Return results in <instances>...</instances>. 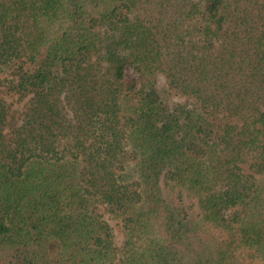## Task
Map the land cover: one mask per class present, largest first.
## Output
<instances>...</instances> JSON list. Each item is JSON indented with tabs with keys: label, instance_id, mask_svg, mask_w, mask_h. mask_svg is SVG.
<instances>
[{
	"label": "trees",
	"instance_id": "1",
	"mask_svg": "<svg viewBox=\"0 0 264 264\" xmlns=\"http://www.w3.org/2000/svg\"><path fill=\"white\" fill-rule=\"evenodd\" d=\"M0 264H264V0H0Z\"/></svg>",
	"mask_w": 264,
	"mask_h": 264
},
{
	"label": "rangeland",
	"instance_id": "2",
	"mask_svg": "<svg viewBox=\"0 0 264 264\" xmlns=\"http://www.w3.org/2000/svg\"><path fill=\"white\" fill-rule=\"evenodd\" d=\"M157 85L159 87V90H162V87H163V79L162 78H159L158 79V82H157ZM176 101H179L178 99H171L170 98V103H173V102H176ZM114 232H115V235H116V241H117V244L120 243V239H121V235H120V232H119V229L116 228L115 224H114Z\"/></svg>",
	"mask_w": 264,
	"mask_h": 264
}]
</instances>
